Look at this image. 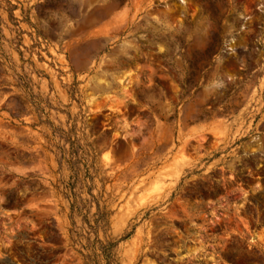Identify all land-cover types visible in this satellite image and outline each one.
I'll return each instance as SVG.
<instances>
[{
    "label": "rangeland",
    "instance_id": "rangeland-1",
    "mask_svg": "<svg viewBox=\"0 0 264 264\" xmlns=\"http://www.w3.org/2000/svg\"><path fill=\"white\" fill-rule=\"evenodd\" d=\"M0 264H264V0H0Z\"/></svg>",
    "mask_w": 264,
    "mask_h": 264
}]
</instances>
